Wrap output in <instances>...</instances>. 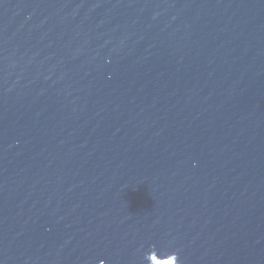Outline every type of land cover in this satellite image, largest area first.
<instances>
[{"label":"water","instance_id":"water-1","mask_svg":"<svg viewBox=\"0 0 264 264\" xmlns=\"http://www.w3.org/2000/svg\"><path fill=\"white\" fill-rule=\"evenodd\" d=\"M0 264H264V0H0Z\"/></svg>","mask_w":264,"mask_h":264}]
</instances>
